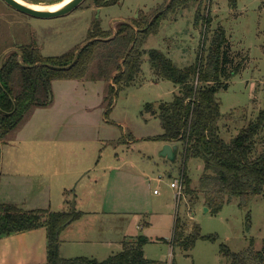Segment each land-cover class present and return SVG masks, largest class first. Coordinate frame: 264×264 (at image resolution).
I'll return each mask as SVG.
<instances>
[{"label":"rangeland","instance_id":"obj_1","mask_svg":"<svg viewBox=\"0 0 264 264\" xmlns=\"http://www.w3.org/2000/svg\"><path fill=\"white\" fill-rule=\"evenodd\" d=\"M169 3L170 0H121L99 7L94 0H85L66 15L40 18L0 0L1 58L6 52L27 44L36 47L46 57L60 56L82 48L97 23L103 30L112 31L123 21H152L158 17L159 27L147 38L144 64L132 83L122 85L118 90L116 86V91L112 92L111 82L101 77L54 79L51 82L52 133L56 131L58 134L63 125L72 137H79L81 144L71 145L65 154L72 159L73 169L82 163L78 157L82 156L87 158L85 163H90L91 170L85 175L74 172L71 177L68 174L71 168L66 169L68 162L63 160L60 149L56 150L57 156L44 164L38 156L32 159L31 153H39L40 149H32L31 143L24 146L21 142L23 148L19 150L5 145L7 155L19 154L15 157L19 169L41 171L46 168L47 174L44 178L31 177L38 183L35 192L33 182L31 191L27 190L28 187L22 192L10 191L5 195L8 203L26 211L86 212L61 232L59 251L63 257L65 254L66 258L84 254L104 260L123 250L126 230L147 236L146 256L162 264H230L225 253L228 249L243 253L263 247L264 194L255 196L246 206L240 205L241 199L233 197L230 203L214 213L206 210L199 201L193 203L190 195L186 196L190 190L187 183L181 200L176 199V189L171 187L172 181L184 176L183 147L178 144L177 160L173 161L161 154L164 145L153 137L164 132L157 110L162 102L173 101L179 85L170 79L156 78L149 50L155 47L176 66L185 68L196 62L199 51L204 45L206 50L210 41H204L206 27L203 22L195 23L198 4L167 11ZM202 7L203 15L210 12L212 17L209 38L219 26L227 29L228 51L232 59L229 69L239 63L242 66L240 72L230 78L229 88L217 93L221 110L226 114L221 121V134L230 140L264 108L263 0H238L237 7H232L229 0H203ZM204 54L206 56L207 52ZM97 66V62L94 63L89 73L97 75ZM20 84L19 81L15 88H20ZM44 108L34 106L12 136L16 133L32 135V129L25 132L29 127L25 125L33 118L37 123L40 120L46 122L44 119L49 113L45 114ZM44 124L42 127L47 129ZM93 154L95 157L89 161L88 157ZM47 161L51 162L47 165ZM204 161L192 157L186 162V172L193 187L200 183ZM43 184L45 188L41 187ZM156 189L159 193L154 192ZM5 196L0 194V201H4ZM16 199L19 203L14 201ZM141 212H147L149 216H143ZM80 216H84L83 219H79ZM178 220L181 223L188 221L187 235L199 227L200 233L209 237L198 238L190 250L183 249L174 242ZM138 221L148 223L140 229L136 227ZM76 227L81 228V237L89 233L90 241L74 240L80 234L72 232ZM65 236L71 239L64 241Z\"/></svg>","mask_w":264,"mask_h":264},{"label":"trees","instance_id":"obj_2","mask_svg":"<svg viewBox=\"0 0 264 264\" xmlns=\"http://www.w3.org/2000/svg\"><path fill=\"white\" fill-rule=\"evenodd\" d=\"M49 2L62 0H32ZM99 7L119 3L121 0H94ZM232 7L238 0H229ZM198 4L195 23L205 25V45L198 53L196 62L185 68L173 63L159 49L149 50L151 68L157 79H170L179 85L173 101L162 102L157 115L164 124V132L153 137L183 147V173L190 186L186 162L200 157L205 163L199 190L204 194L205 204L214 213L219 212L233 197L246 206L257 195L264 194V108L257 117L243 127L234 137L226 140L221 134V121L225 117L217 93L229 88V80L241 70V63L232 70L229 63V39L224 26L216 28L209 38L212 23L210 12L203 15V0H170L167 11ZM264 5V0H263ZM206 9V8H205ZM166 11V10H165ZM157 18L152 21H123L113 31L103 30L98 23L90 31L88 41L60 56L46 57L33 45H20L16 50L0 57V132L1 140L16 130L27 118L34 106L51 104V82L54 79L104 78L111 82V91L132 83L142 70L144 48L148 36L157 31ZM96 23V22H95ZM204 52H207L206 56ZM97 75L89 73L94 63ZM92 76H91V75ZM21 82L20 88H15ZM81 213L71 211L23 210L10 203H0V238L23 231L46 227L48 230L47 264H162L145 256L144 244L126 242L121 252L104 260L87 256L66 258L60 255V234ZM199 231L184 235L179 220L176 223L174 242L190 250L198 238H207ZM211 237V236H210ZM227 246L224 245V248ZM225 253L230 264H263L264 244L259 250L249 249Z\"/></svg>","mask_w":264,"mask_h":264},{"label":"crops","instance_id":"obj_3","mask_svg":"<svg viewBox=\"0 0 264 264\" xmlns=\"http://www.w3.org/2000/svg\"><path fill=\"white\" fill-rule=\"evenodd\" d=\"M129 22V21H127ZM113 35L116 32V28H114L113 30ZM11 50V49H10ZM9 51V50H8ZM54 95V94H53ZM50 106H45L44 110H45V114L48 112L49 113V117L47 119H44L46 122H44L43 120H40V122L37 123V119L35 120L34 118L25 126H29L27 131H25L26 133L32 129V135H18V133H16V136H12L13 133H11L8 137V140L6 143L3 144V163H2V173L0 176V194H2V197L11 193L10 191H16V192H22V189L27 188V190H30V185L32 184L33 180L35 178H40L43 177L46 174V171L44 169H42L41 171H37V169L35 170H28V169H24L21 170L19 169V167L17 166L18 163L16 162V154H10L7 155L5 153V145L7 144V146H14L16 147L18 150L23 148L22 143L24 142V146L25 144L31 143L32 144V149L33 148H37L39 147L40 152L39 153H35L32 152V159H35L38 156V159L42 160V162L44 164H46V160H51L53 157L57 156V149H60V151H62V155L63 160L66 159L67 163V168L69 169V167L71 168L70 173H68L71 177L74 176V172L76 173H81V175H85L89 169L91 170L90 163H88V165L85 163V161L87 160V158H84L82 156H78L80 159V161L82 162L80 165H78L76 167V169L71 167V160L69 159L66 153V150L70 149L71 145L74 144H81L80 138L79 137H75V136H71V132H68L67 130H65V126L61 125L60 128H62L61 130H58V134L53 132L52 130L54 129V125H53V120L54 117L52 116L53 114V110L50 109ZM48 107V108H47ZM93 107V106H91ZM98 106H96L95 108H97ZM60 109V108H59ZM58 109V110H59ZM42 110V109H40ZM57 111V110H56ZM64 113H66V110H63ZM43 112V111H41ZM62 114V113H61ZM55 122V121H54ZM42 123H45L44 125H47V129L42 127ZM56 124V122H55ZM36 126L41 127V129L36 130ZM36 131V132H35ZM12 136V137H11ZM160 141V140H157ZM162 141V140H161ZM167 142L162 141V144L165 145ZM6 154V157H5ZM94 154L91 155V157H88V160H92L93 159ZM167 158V157H165ZM168 159V158H167ZM51 162V161H50ZM47 161V165L50 163ZM85 171V172H82ZM83 173V174H82ZM80 175V174H79ZM31 177H33L34 179H32ZM77 177V176H75ZM80 177V176H79ZM44 178V177H43ZM44 181H46L44 179ZM44 183V182H43ZM190 190H188L186 192V196L189 197V195L192 197V200L194 201L193 203H197L198 201L201 202V204L203 206H207L205 204V199H204V194L199 191V185L196 187L192 186V179H190ZM38 184V183H37ZM36 184V181L33 182V192L36 191V189L38 188V185ZM48 185V184H47ZM41 187L45 188V185L43 184ZM65 188V187H63ZM67 188H65L66 190ZM155 192V191H154ZM7 196H5V200L0 201V203H8L6 198ZM16 203H19L16 200H14ZM14 203V202H12ZM210 210V208H209ZM86 212L83 210L81 211V214H85ZM143 216H149L146 213L147 212H141ZM84 217V216H83ZM83 217H79V219H83ZM146 223L148 222H143V221H138V223L136 224L137 228H144V226L146 225ZM180 226H181V230H184V235H186L188 233V228H189V223L188 221L181 223V221L179 220ZM71 223L68 225L70 226ZM68 226H66V228L63 230L66 231ZM80 232V234H78V236H76L75 239L78 240H84V241H90V236L89 233L88 234H84L86 236L81 237L83 235V233L81 232V228H75L74 234L75 232ZM47 230L45 227H40L37 229H33V230H28V231H23V232H19L16 233L15 235H8L7 237L4 238H0V264H47V259H48V234H47ZM125 236L123 238V248H124V244L126 242H134L137 241L140 237H144L147 242L144 244V246L149 242V238L143 234H139V233H133L130 232L129 230L125 231ZM70 236H65L64 241H66V238H69ZM71 239V238H69ZM145 252V249H144ZM74 253H81V252H74ZM116 254V253H112L109 256ZM66 257L67 254H65ZM73 255H77V256H87L84 254H73ZM76 256V257H77ZM108 256V257H109ZM146 256V254H145ZM75 257V256H74ZM147 257V256H146ZM72 258V257H70ZM93 258V257H92ZM148 259L151 260H156V259H152L147 257ZM158 261V260H157Z\"/></svg>","mask_w":264,"mask_h":264},{"label":"water","instance_id":"obj_4","mask_svg":"<svg viewBox=\"0 0 264 264\" xmlns=\"http://www.w3.org/2000/svg\"><path fill=\"white\" fill-rule=\"evenodd\" d=\"M84 1L85 0H70L58 9L49 10V9H37L35 7L30 6L28 2L26 1H24L23 3L22 0H4V2L8 3L10 6L14 7L15 9L20 10L22 12H25L35 17H40V18H52V17L66 15L74 11L78 7H80ZM178 149H179L178 144L166 143L164 145V148L161 154L164 157H167L168 159H171L174 161V160H177L176 158L178 154ZM2 163H3V142L1 140V132H0V176L2 173ZM205 209L209 210V207L206 206Z\"/></svg>","mask_w":264,"mask_h":264},{"label":"built area","instance_id":"obj_5","mask_svg":"<svg viewBox=\"0 0 264 264\" xmlns=\"http://www.w3.org/2000/svg\"><path fill=\"white\" fill-rule=\"evenodd\" d=\"M171 187L176 189V199L178 200H181L182 198H184V194H185V178L184 176L178 178V179H175L174 181H172L171 183ZM155 193H159V190L156 189L155 190Z\"/></svg>","mask_w":264,"mask_h":264},{"label":"bare ground","instance_id":"obj_6","mask_svg":"<svg viewBox=\"0 0 264 264\" xmlns=\"http://www.w3.org/2000/svg\"><path fill=\"white\" fill-rule=\"evenodd\" d=\"M23 1V0H22ZM25 1V0H24ZM23 1V3H24ZM70 0H64L60 3H54V4H49V5H39L37 3H28L30 6L35 7L37 9H49V10H55L60 7H62L65 3H67Z\"/></svg>","mask_w":264,"mask_h":264}]
</instances>
